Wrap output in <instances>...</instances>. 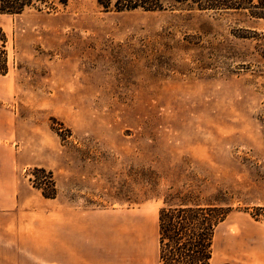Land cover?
I'll return each instance as SVG.
<instances>
[{"label": "rangeland", "instance_id": "1", "mask_svg": "<svg viewBox=\"0 0 264 264\" xmlns=\"http://www.w3.org/2000/svg\"><path fill=\"white\" fill-rule=\"evenodd\" d=\"M165 3L0 15L15 173L32 206L44 197L31 172L45 168L64 206L140 219L158 247L167 206L223 205L264 224V20Z\"/></svg>", "mask_w": 264, "mask_h": 264}, {"label": "crops", "instance_id": "2", "mask_svg": "<svg viewBox=\"0 0 264 264\" xmlns=\"http://www.w3.org/2000/svg\"><path fill=\"white\" fill-rule=\"evenodd\" d=\"M7 77L0 75V264H160L157 231L151 237L140 219L67 207L58 197L39 200L40 210L32 206L34 189L15 173L14 84ZM209 264H264V224L230 213L216 230Z\"/></svg>", "mask_w": 264, "mask_h": 264}, {"label": "trees", "instance_id": "3", "mask_svg": "<svg viewBox=\"0 0 264 264\" xmlns=\"http://www.w3.org/2000/svg\"><path fill=\"white\" fill-rule=\"evenodd\" d=\"M70 0H0V15H21L28 9L55 10ZM107 11L156 12L165 9L166 0H95ZM171 7L189 11H242L250 18L264 20V0H173ZM0 75H6L0 69ZM30 181L46 199H55L58 189L53 173L35 167ZM223 205L182 203L163 207L158 215L160 264H209L213 256V240L218 226L231 213Z\"/></svg>", "mask_w": 264, "mask_h": 264}]
</instances>
